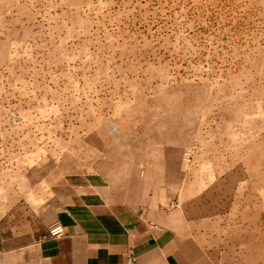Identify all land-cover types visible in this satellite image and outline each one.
I'll use <instances>...</instances> for the list:
<instances>
[{
    "label": "rangeland",
    "instance_id": "374dc122",
    "mask_svg": "<svg viewBox=\"0 0 264 264\" xmlns=\"http://www.w3.org/2000/svg\"><path fill=\"white\" fill-rule=\"evenodd\" d=\"M66 179L264 218V0H0V223Z\"/></svg>",
    "mask_w": 264,
    "mask_h": 264
},
{
    "label": "crops",
    "instance_id": "0c3cea01",
    "mask_svg": "<svg viewBox=\"0 0 264 264\" xmlns=\"http://www.w3.org/2000/svg\"><path fill=\"white\" fill-rule=\"evenodd\" d=\"M50 183L48 210L0 223V264H125L128 253L137 264H264V218L190 220L184 209L106 201L68 179ZM56 225L62 234L52 236Z\"/></svg>",
    "mask_w": 264,
    "mask_h": 264
},
{
    "label": "built area",
    "instance_id": "2783aa9c",
    "mask_svg": "<svg viewBox=\"0 0 264 264\" xmlns=\"http://www.w3.org/2000/svg\"><path fill=\"white\" fill-rule=\"evenodd\" d=\"M49 234L52 236H59L60 234H62L61 226L59 225L53 226L49 230ZM125 264H137L136 258L132 253H128L126 260H125Z\"/></svg>",
    "mask_w": 264,
    "mask_h": 264
}]
</instances>
